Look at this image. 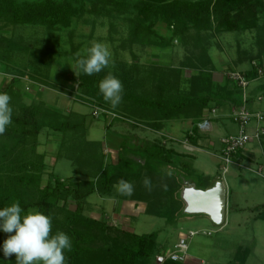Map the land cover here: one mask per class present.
Wrapping results in <instances>:
<instances>
[{
  "label": "trees",
  "instance_id": "obj_1",
  "mask_svg": "<svg viewBox=\"0 0 264 264\" xmlns=\"http://www.w3.org/2000/svg\"><path fill=\"white\" fill-rule=\"evenodd\" d=\"M143 1L146 3L140 9L143 19L135 18L131 21L130 33L134 36L131 41L144 43L150 38L153 23L144 26L142 21H145L152 10L156 20L162 21L171 30V45L174 40L183 47L191 44L190 52L195 61L185 53L187 56L179 66H171L165 74L154 69L155 71L148 72L147 79L143 78L141 81L139 70L135 72L132 81H129L131 73L128 71L120 76L116 75L121 78L124 91L121 103L115 108L105 101L99 90L100 81L109 73L102 71L97 76L81 75V97H86L92 104L117 118L121 116L124 121L131 122V129H139L140 126L157 132L164 131L171 121L191 120V132L194 133L198 129L197 123L221 103H229L233 108L241 106V89L234 81L227 77L222 82L214 81L213 60L203 44L205 38L201 37V33L254 29L260 31L264 0ZM99 6L107 14L122 13L131 8L124 0H94L90 8H86L85 0H0V24L67 26L75 17L88 12L97 14ZM260 38H263L262 34ZM29 51L28 47L19 42L0 36V73L14 72L5 65V61L14 52ZM262 54L264 55V50ZM253 61L258 63L264 74L261 57L249 58L245 69L234 66L229 69L241 71L249 82L261 80L264 75H258L257 66L251 65ZM134 67L138 69L136 65ZM184 70L193 72L188 79L186 92L179 87ZM22 74L18 75L21 77ZM30 78L39 85L54 88L47 76L38 79L31 75ZM148 83L150 87L146 88ZM138 84L141 85L142 92L136 91L135 86ZM0 91L10 94L13 107V123L0 136V207L18 200L25 212L37 209L50 215L53 218L52 232L64 231L71 237L72 250L66 253L68 264H148L155 252V234L137 235L121 231L120 236L109 237L106 231L112 230L110 226L101 220L86 217L83 206L90 195L108 196L116 192V196L123 200L143 203L146 214L173 222L181 214L183 207L179 198L182 188L179 175H183L179 170L181 165L190 169L183 176L193 177L197 181V188L206 189L215 181L203 179V174L196 175L197 171L189 163L177 159L174 151L167 148L161 138L149 141L134 133L121 140L117 162L106 163L107 155L102 153L103 142L84 139L87 133L84 117H80L78 121H60L55 115V109L48 107L42 99L26 103L27 93L23 81L11 79L0 87ZM45 127L63 134H79L77 138L81 140L74 141L70 149L74 152L76 174L84 179L76 177L65 181L55 177L52 182L41 185L44 157L37 153V145L38 136ZM186 137L191 140L194 138L189 132ZM259 142L264 147V136ZM241 153L236 157L241 158ZM121 180L129 183L130 189L122 188L119 183ZM68 200L76 203L75 209L66 210L62 219H54L56 209L63 206H59V203L64 204ZM258 208L263 210L261 219L264 220V205ZM95 229L101 231L99 239L102 246L94 250L96 239L91 231ZM7 235L0 233V245ZM252 250L253 246L238 249L229 264H245ZM158 254L160 253L156 255ZM0 260V264H15V254L6 258L0 251ZM163 264L185 263L166 261Z\"/></svg>",
  "mask_w": 264,
  "mask_h": 264
},
{
  "label": "rangeland",
  "instance_id": "obj_2",
  "mask_svg": "<svg viewBox=\"0 0 264 264\" xmlns=\"http://www.w3.org/2000/svg\"><path fill=\"white\" fill-rule=\"evenodd\" d=\"M93 1L85 0L86 8H90ZM124 1L130 4L131 8L122 13L107 14L99 6L97 14L85 13L71 19L67 26H58L57 24L49 26L3 25L1 23L0 36L13 39L30 50L28 53L14 52L5 61L7 68L14 72L0 75L1 79L4 78L7 83L11 79L23 81L24 90L27 93L26 103L30 104L42 99L48 107L55 109V115L60 121H78L80 117H84L87 132L84 139L88 141L106 142L110 136H114L111 127L131 129V122L124 121L121 116L113 117L112 113L100 115L96 119L91 118L92 102L86 97H81L80 94L81 75H86L77 64L80 56L97 42L105 44L112 55L109 66L103 72L120 76L121 73L128 71L131 73L129 81L135 78L137 70H139L141 81L143 78L147 79L149 71L155 69L165 74L171 66H179L187 55L193 60L195 58L190 52L192 47L190 43L183 47L181 43L174 40L171 45V30L165 23L156 20L152 15V10L145 17V21H142L144 26L153 23L150 38L144 43L132 42L131 39L134 40V36L130 33L131 21L135 18L143 19L140 9L146 3L143 0ZM259 23L260 31L254 29L201 33V37L205 38L203 44L214 61L213 68H216L220 76L222 75L217 81H221L220 79L225 77V72L231 66L245 69V66H248L249 58L261 57L264 62L262 54L264 50L263 15L260 17ZM261 34L262 39L260 38ZM194 53L196 54V51ZM184 61L189 63V61ZM21 72L23 76L20 77L18 74ZM31 75L38 79L47 76L54 88L39 85L38 82L30 78ZM119 76L117 77L120 78ZM262 78L264 79V76ZM181 79L179 87L181 91L186 92L189 77L184 75ZM262 83L261 87L264 90V80ZM145 87L149 88V83ZM135 89L137 92L143 91L140 84L135 86ZM39 90L43 91L40 97ZM261 94H250L252 99H255L253 107L260 112L264 110V94ZM38 103L45 105L43 102ZM170 123L168 124L171 126ZM168 124L165 131L169 130L171 133ZM227 125L230 127V132L225 127H221L217 133H213L212 140H215L216 144L219 135L224 136L228 132L233 134L237 132V126L231 120L227 121ZM138 128L143 129L140 126ZM129 129H122L127 132L126 136L131 135ZM185 133L187 134V132ZM78 135L75 132L63 134L51 127H45L41 131L38 136L37 153L44 157L42 186L52 182L55 177L65 181L76 177L84 179L76 174L77 167L73 161L74 152L70 149V145L74 141L81 140L77 138ZM167 135L159 137L161 141L164 139L171 143L173 140L168 138L171 137L168 133ZM144 139L154 140V138L153 140ZM121 140L117 138V143H114L116 147L112 149L103 144L102 153L107 155V157L105 156L106 163L117 162L118 142ZM262 148L264 150V147ZM180 150L183 149L180 148ZM254 158L255 160L249 161L251 163L239 161L242 165L247 166L248 170L236 167V165H228L226 172H223L224 165L220 157L213 156L211 153H199L193 163V169L197 171L196 175L205 174L206 176H203L205 180H212L213 177L220 178L226 186L227 214L222 226L214 225L204 215H179L175 221L167 222L164 218L146 214L143 203L135 204L130 200H123L116 196V192L108 196L90 195L83 206L84 215L101 220L108 227L110 226L112 230L106 231L110 235L109 237L120 236L121 231L137 235L155 234L156 248L153 258L157 253L171 251L177 241L185 237L189 231H198L187 241V253L198 260H203L204 264H229L232 262L235 252L247 246H253V250L248 255L245 264H264V220L261 219L263 210L258 208L264 205V168H262L263 176L250 170H256L258 166L264 167V155L258 154L257 158ZM167 169L171 170L169 167ZM179 170L184 175L190 169L181 165ZM187 178H191V176H187ZM195 182L197 183V181ZM59 206L62 207L56 209L54 219H62L66 210L75 209L76 203L68 200L64 204L60 202ZM91 233L96 239L93 249L100 248L102 246V241L99 239L101 231L95 229ZM153 258L148 264H156L155 261L153 262Z\"/></svg>",
  "mask_w": 264,
  "mask_h": 264
},
{
  "label": "clouds",
  "instance_id": "obj_3",
  "mask_svg": "<svg viewBox=\"0 0 264 264\" xmlns=\"http://www.w3.org/2000/svg\"><path fill=\"white\" fill-rule=\"evenodd\" d=\"M111 55L105 44L97 42L80 56L77 64L84 74L92 76L109 66ZM99 90L113 108L123 99V84L112 73L100 81ZM11 101L10 94L0 91V136L13 123ZM119 183L124 189L131 187L123 180ZM52 227L50 215L37 209L25 212L18 200L0 207V233L8 234L0 251L6 258L15 254V264H68L66 253L72 250L71 237L64 231L53 233Z\"/></svg>",
  "mask_w": 264,
  "mask_h": 264
},
{
  "label": "crops",
  "instance_id": "obj_4",
  "mask_svg": "<svg viewBox=\"0 0 264 264\" xmlns=\"http://www.w3.org/2000/svg\"><path fill=\"white\" fill-rule=\"evenodd\" d=\"M213 60V59H212ZM214 64V61H213ZM246 67V66H245ZM193 74V72H191L190 70H184L182 72V76H186V77H190ZM216 71V68L213 69V79L215 82H222L224 81L223 79H220L221 81H217L220 74ZM0 75H6L3 73H0ZM222 76V75H221ZM220 76V77H221ZM264 80V79H263ZM263 80H255V81H251L249 84V91H248V95H249V103H248V107L252 110V111H258L255 110V108L253 107V103L255 99H252V96H250V94L256 95V93L261 95L264 94V90L262 89V85L263 84ZM6 80L3 78L1 79L0 77V87H2L3 85H6L7 82H5ZM254 83V84H253ZM42 90L38 91L39 97L42 96ZM37 94V95H38ZM260 95V96H261ZM27 96V95H26ZM252 105V106H251ZM233 106L229 103H221L218 108H216V111L214 114H208L206 117H204L205 119L208 120V123L206 124V126H204L203 128H198L196 132H194L192 135L193 140H191V138L186 137L185 136V132H191L192 131V126L193 123L190 124L191 121H171V133H169V130H167V132L164 130L162 132H157L154 130H149V129H129V128H124V127H111V132L112 135L114 136H110L109 139L106 140V142H104V146H107L109 148H114L116 146H114V143H117V138L123 139V137H126L127 132H125V130L122 129H129L131 134H136L137 136L141 137V138H148V139H157L160 138V135L163 136H168L167 133L171 136L168 137L170 139H172L173 141L176 140V142L171 141V143H168L167 141H165L164 139L162 140V143L165 144V146L167 148H171L174 153L176 154V158L179 160H182V162L184 163H189L191 165L192 168L193 167V163L194 161L197 159L198 154L199 153H211L213 156L217 155V157H220V149H221V139L229 134H233V133H229L230 131V127L227 125V121H229V114L232 110ZM260 112V110H259ZM264 113V110L261 111ZM226 119V120H225ZM252 126H254V123L251 124ZM178 126V127H177ZM225 127V129H227L229 132L227 135H219L218 137V143L216 144L215 140H212V136L213 133H217L220 128ZM252 129V128H251ZM116 135V136H115ZM121 141L118 142V145H120ZM180 148H182L183 150H180ZM216 152V153H215ZM258 154H263V148L260 144L259 141H255L252 140L244 149V151L241 153V158H237L238 161H244L246 163H251L249 161L255 160L254 157L257 158ZM190 155V156H189ZM264 155V154H263ZM196 156V157H195ZM201 174V173H200ZM204 176H206L205 174H203ZM212 178V177H211ZM218 179L217 177H213L212 181ZM220 179V178H219ZM188 262L186 264H201V261L204 262L203 260H198L197 258H194L193 256H188Z\"/></svg>",
  "mask_w": 264,
  "mask_h": 264
},
{
  "label": "built area",
  "instance_id": "obj_5",
  "mask_svg": "<svg viewBox=\"0 0 264 264\" xmlns=\"http://www.w3.org/2000/svg\"><path fill=\"white\" fill-rule=\"evenodd\" d=\"M252 66H257V71L259 76H263L262 68L258 66L256 61L251 63ZM225 77L234 81L237 86L241 89L242 95V105L239 107L232 108L229 119L232 123L237 126V132L235 134H229L221 139V149H220V159L223 162V172L227 171L228 165H236V167H242L247 169L237 160L236 155L243 152L246 146L252 141H260L261 137L264 136V113L259 111H252L247 104L249 95V80L246 79L245 75L236 69H228L225 72ZM29 86L27 87V89ZM216 109H212L210 114H214ZM110 112L105 109L91 104V116L93 118H98L100 115L109 114ZM111 114V113H110ZM113 117H116V115ZM208 123V120L203 118L201 122L197 123L198 128H203ZM254 123V126L251 124ZM252 128V129H251ZM190 135L193 134L189 132ZM263 166H258L256 170L250 169L252 172L259 176H263ZM198 231H189L185 237L180 238L174 245L171 251L162 252L155 257L156 264H163L166 261L186 263L188 259V243L187 241L196 235ZM209 234V232H207ZM201 264L204 262L201 261Z\"/></svg>",
  "mask_w": 264,
  "mask_h": 264
},
{
  "label": "water",
  "instance_id": "obj_6",
  "mask_svg": "<svg viewBox=\"0 0 264 264\" xmlns=\"http://www.w3.org/2000/svg\"><path fill=\"white\" fill-rule=\"evenodd\" d=\"M182 188L179 198L183 203L180 215H204L217 226L225 223L227 214V189L221 179H216L206 189L196 187L192 178L179 175Z\"/></svg>",
  "mask_w": 264,
  "mask_h": 264
}]
</instances>
